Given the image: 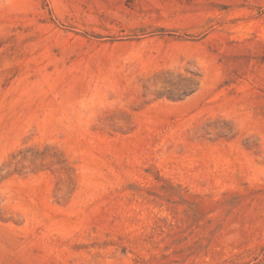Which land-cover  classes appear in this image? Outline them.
Returning <instances> with one entry per match:
<instances>
[{"label": "rangeland", "instance_id": "374dc122", "mask_svg": "<svg viewBox=\"0 0 264 264\" xmlns=\"http://www.w3.org/2000/svg\"><path fill=\"white\" fill-rule=\"evenodd\" d=\"M0 264H264V0H0Z\"/></svg>", "mask_w": 264, "mask_h": 264}]
</instances>
